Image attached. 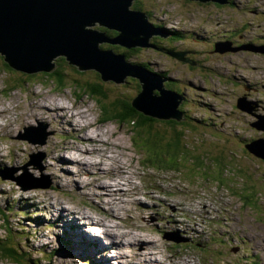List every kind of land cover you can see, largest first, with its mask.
<instances>
[{
	"label": "rangeland",
	"instance_id": "374dc122",
	"mask_svg": "<svg viewBox=\"0 0 264 264\" xmlns=\"http://www.w3.org/2000/svg\"><path fill=\"white\" fill-rule=\"evenodd\" d=\"M136 3H138V8L134 7ZM226 3L221 5L219 2H213L212 0L207 3L199 2V0H132L130 8L139 12L144 10L148 14L149 22L157 26L155 29L159 28L165 33H168L170 28L172 31H183L188 41V47L185 50V46H178L179 48L176 50L179 53H174L168 49L170 45L167 42L161 41L166 39L158 38V36L154 35L158 38V40L154 39L150 42V45L154 47H136L132 49L133 51L128 52V61L124 59L123 62L130 66H132V63L140 62V65L145 64L146 67L148 66L155 73L161 74L164 79L174 80L176 87L173 88H177V91L185 94L188 99L185 103L188 107L183 104L180 106L186 107L188 115L197 121L195 123L197 127H203L201 120H204V118L210 119V122L206 121L207 124H211L210 128L199 130L193 128L192 131H188V135H184L187 140L190 136L192 137V141H190L194 145L192 151H196V147H200V152L209 150V152L214 154L217 152L208 149L209 146L203 148V145L217 143L225 151L229 150L230 152L224 165H221L219 161H214L209 168L200 165L195 169H191L193 165L189 164L187 160H184L187 167L183 163L184 161L180 162L179 166H176L174 160H167L165 165L175 166L181 170L191 167L190 175L193 178H198L202 174L207 176L218 174L219 178L216 182L219 184L220 189L228 190L232 185L236 184L233 193L227 194L226 191H223V193L214 191L211 184L206 185L205 189H203V182L208 181L200 178V185H197L187 173H173L172 170L168 169L156 171L151 169V162L144 160V158L137 161L139 167L137 170L135 155H133L131 149L133 147V139L129 127L116 122L103 123L98 126L100 121L98 115L102 113L101 105L109 104L116 98L129 99L131 101L138 96L140 84L136 77L125 76L123 83H116L113 80L103 81L99 78L100 72L88 69L83 71V74H80L76 68L69 65L67 73H64L66 75L65 82L69 86L72 84L78 85L80 87V89L78 88L79 92L83 94V97L79 99L74 90L67 88L66 91L56 94L59 100L62 99V102H59L54 98L55 95L53 93L58 90L57 86L52 85L49 78L43 73L27 75L22 72H12V69H8L5 66V62L0 56L1 168H5V170L15 169V177L25 174L27 177L33 178L36 183L53 181L56 186L50 174L58 172L59 174L57 173L55 176L53 174L52 177L61 181L67 175L62 174L59 166V171H57L54 157L58 159L59 155H62L69 159L71 154V156L75 154L79 157L78 154L80 152L83 153V156L88 152L86 164L89 163L90 165L93 162L100 163V161H104L103 172L110 170L108 165H111V168L114 167V170H117L118 165H120L128 171V173H122L121 175L112 174L110 177L112 180L109 177H101V182L99 179L101 174L98 175L99 178L95 177V174L92 173L95 172L94 168H89L91 175L84 177V182H90L88 188L91 189L86 192L76 190L74 186L64 183L65 188L61 183H58L59 190L68 192V188H74L77 194L71 191L65 194L58 189L47 192L40 189L23 191L16 182L5 178V180L0 181V202L4 207L3 210L0 207V237L1 239L3 238L2 243L7 241L5 240L7 238L2 225L7 224L15 231V227L21 221L13 213L14 205L20 206L18 209L20 213L26 210L24 208H29V205H35L31 207V211L37 215L36 217H40L43 214L46 215L43 217L47 222L40 221L37 223L33 218L24 220L25 224L31 221L34 226L30 225L27 228L26 242L24 239L21 240L25 244V248H20L23 253L22 258L33 254L37 257L38 254L42 253L41 251L52 252L55 250L56 253H61L68 250L70 252V242L69 245H65L58 238L63 237L66 233L68 236L69 234L74 235L78 232L79 227L74 226L75 224H68L65 219L64 221L55 220L54 214L43 208L54 201L55 207L63 208L69 206L77 210H92L91 212L99 211L98 207H96L97 205L101 207L100 213L91 214L92 219L103 222H105L106 216H103L104 220L97 219V216L103 214L102 212L105 214H110L112 211L117 213L118 219L111 221L113 225L121 224L126 226L124 229L126 231L123 229L119 230L121 234L127 236L132 244L135 242V240H131L132 235L134 234L135 237L140 236L136 239L140 242H138L139 244L137 243L138 246L129 248H136L138 252L140 247L142 252L130 264H143V262L151 259L154 264H157L156 258L161 260L162 264H246L244 262L246 259L245 255L252 251L257 253V247L258 250H262L263 245H260V242L264 243V234L261 232L260 227L263 229L264 227L260 225L259 221L254 219L261 218L262 209L257 207L253 199V193L249 194L247 188L252 190L251 187H253L256 193L262 195L260 190L264 191V160L249 152L251 150H249L246 140L250 139L251 141V139H254L253 143L256 147L264 151V129L262 128L264 123L262 121V118H264V0H227ZM84 29L99 31L101 35L110 36L108 38L110 40L117 38L121 34L120 31L115 32L112 31L114 29L99 26L98 22H94V26H85ZM231 29L240 32L242 34L240 38ZM139 37L142 36L140 35ZM210 41L213 43L207 44ZM97 47L101 52L112 55L113 53L123 55L121 52L127 50V47L107 42H100ZM173 54L183 61L171 56ZM60 67H56V69ZM19 80L21 82H17ZM89 83L101 84L106 98L99 96L101 100L98 102L96 96L92 94L91 88H89ZM107 87L110 89L109 93ZM10 89H15V91L9 93ZM60 103L68 105L72 112L69 108L63 107L65 110L56 114L51 113L56 107L62 108ZM80 113L86 115L87 118L81 119L78 115ZM59 114H68L67 117H62L64 121L70 119L81 120L83 122L82 126L91 120L94 122V127L84 129L83 132L73 129L78 131V136H72L69 139L63 133L58 132L59 135L55 137L51 135L52 137H49V142H46L45 147L39 146V141L43 140L42 137H44L42 128L36 129V132L35 130L26 132L24 129L25 124H29V127L37 121L38 123L42 122V125H47L46 131L48 133L51 130L50 126L61 130L58 126L65 128L63 119L57 125V118L53 116ZM10 116L12 117L10 118ZM7 117H9L8 120L6 119ZM40 120L42 121L40 122ZM183 122H185L184 124L189 123L188 121H181V123ZM156 128L161 131V123H157ZM100 131L107 133L109 137L107 143H104L103 140L100 141L101 137H97V141L94 144L85 143L81 140L86 135L95 136L96 132ZM20 136L23 137L20 139ZM27 136L31 140L34 138L36 140L34 142L38 143L28 142ZM211 136L218 137L223 141L218 142ZM196 138H199L200 141H197ZM78 141L80 144H78ZM202 141L204 142L201 146ZM61 145H65L62 150ZM159 145L160 148L157 149V152L162 156L165 144L161 143ZM238 145L242 149H238ZM67 150L72 152H63ZM151 150H156V148ZM41 153L46 156L40 162L38 159L41 158ZM261 153L260 155L264 157V153ZM237 156L238 160L235 159ZM109 157L115 159L112 161ZM116 159L121 163L116 162ZM40 166L43 168L41 169ZM67 168L72 171L75 169L72 165H68ZM229 172H236L238 176L245 177L244 181L242 182L239 179L233 181L231 178L223 177L224 175L228 176ZM171 176H177L179 180L172 181ZM242 184L246 188L241 187L240 195L247 206L254 211V218L250 216L252 211L250 209L241 210L240 201L237 197H233V194L237 193V187ZM101 185L108 188L106 190L108 197H105L104 200L102 197L105 196L104 194L98 197L94 196L96 191L104 193V191L96 189V186L100 187ZM175 185H178L180 189H177ZM156 186L160 188H154ZM117 187H119V190L123 189L124 191L119 192L118 196H114L112 189L114 190ZM183 188L196 191L197 198L189 200L186 196L179 198L177 195L159 192L165 190L166 192L179 193L183 191ZM127 190L128 192L126 193ZM83 193L85 196H89L86 200L82 197ZM122 195L123 200L121 201L119 197L122 199ZM151 196L153 197L152 199H150ZM211 196L217 198V203L210 204L213 202ZM50 197H54V199ZM91 199L93 203H91ZM135 199L138 200L136 201ZM259 199L260 202L263 201L262 203H264V194ZM113 202L116 204H109ZM200 202L207 203L209 205L208 210L206 204H204V209L203 205H198ZM50 207L51 209L54 208L53 205H50ZM130 209L134 214L137 210L139 215L133 218ZM8 211L9 214L7 213ZM201 211H205L207 214L208 212L210 213L209 218H206L203 222L201 220V217H203ZM129 213L130 215H128ZM81 214L86 215L85 212ZM87 214L90 213L87 212ZM174 214H177V216ZM170 216L179 220L182 224L181 227H186L188 229L185 228L186 231L193 234L191 235L192 240L189 241L191 245L185 244L186 241L182 239L178 243L175 242L176 240L169 241L165 239V236L169 235L168 233L170 232V234L177 235L174 232L175 228H170V223L166 222ZM76 217V221L78 220L79 223H82L80 215L78 214ZM89 219L87 218L86 220L89 221ZM210 220L211 222H208ZM224 221L226 225L229 224V227L218 225ZM106 222L111 223L107 220ZM24 223L21 224L22 227ZM45 223L51 224V227L46 228ZM60 223L64 224L65 228H57ZM109 225L113 226L112 224ZM134 225L145 226H139L141 235L136 233L137 229ZM129 226H133L132 230L135 233ZM232 226L234 230L237 228L238 234L233 232ZM86 230H88V227H86ZM91 230L94 233H98L97 229ZM119 231L115 233L120 234ZM199 234L201 236H198ZM215 235L219 236L216 241H221L220 243L210 244L206 241V238H212ZM170 237L176 238L171 235ZM245 239L246 242L244 243ZM200 240L201 242L199 243L201 245H197ZM151 245H156L160 252L153 250L150 253L151 250H146V247ZM122 247L125 248L124 251L129 253L126 245H122ZM235 247H240L236 253L234 252L237 251L234 249ZM131 249L130 251L133 253ZM142 253L149 259L143 260ZM157 254H161V256ZM42 255L40 257H43ZM132 255L134 256V254ZM71 256V254L65 256L64 260L67 263H63L64 260L58 259L56 262L57 264H68L70 262L71 264H101L100 256L89 257L85 253L77 257ZM56 257H58L57 254L55 255ZM256 257L260 259L259 254ZM124 260L123 262H117L116 260V262L114 261L111 264H125L126 260ZM0 264L12 263L0 256ZM251 264H264V257L260 260H254Z\"/></svg>",
	"mask_w": 264,
	"mask_h": 264
},
{
	"label": "water",
	"instance_id": "95a60500",
	"mask_svg": "<svg viewBox=\"0 0 264 264\" xmlns=\"http://www.w3.org/2000/svg\"><path fill=\"white\" fill-rule=\"evenodd\" d=\"M206 1L209 2L199 0ZM212 1L227 4V0ZM131 3L132 0H0V55L11 68L27 74L52 72L56 59L65 57L81 71L97 70L104 81L123 83L125 76H135L142 87L132 102L135 109L154 118H179V103L172 98L181 99L180 95L170 91L154 95L145 74L135 73L136 69L123 62V55L101 52L97 47L100 42L127 48L151 46L148 40L155 32L149 29L143 13L130 8ZM94 22L121 34L110 40L99 31L84 29L94 26ZM157 31L156 36L165 39L166 33ZM263 126L264 123V129ZM260 151L253 152L260 156L264 153ZM11 179L24 190L49 186L27 185V179H31L25 174Z\"/></svg>",
	"mask_w": 264,
	"mask_h": 264
},
{
	"label": "trees",
	"instance_id": "16d2710c",
	"mask_svg": "<svg viewBox=\"0 0 264 264\" xmlns=\"http://www.w3.org/2000/svg\"><path fill=\"white\" fill-rule=\"evenodd\" d=\"M134 7L138 8V3H136ZM132 49L127 48L126 51H122L121 53H123L127 57L128 52L133 51ZM5 66L8 67V69H12V72L16 71L13 68H11L7 63H5ZM59 66L61 67L57 68L53 73L49 75L45 74V76L49 78V81L57 82L58 86H63L66 81V75L64 73L65 72L67 73V67L69 66V64L66 62L64 58H60L57 60V67ZM77 72L80 74H83L82 72L78 70ZM99 78L101 79L100 76ZM85 87H84V90H85ZM89 88H91L90 90L92 94L96 96V100L98 102L99 100H101L99 96H101L102 98H106V94L104 93V90L101 84L99 83L90 84L89 83ZM13 91L14 89H10L9 93ZM180 110L184 112L186 120L190 123L193 120V118L187 115L189 114L188 110L182 107L180 108ZM102 112H103V118L105 121L112 120V121L119 122L121 124H125L129 127V129L131 130L134 136L135 144L143 149L147 148V151H148L147 161L151 162L152 168L156 167L155 164L157 165L160 164V167H168V165H164V166L162 165V164H167L166 163L167 160H174L176 162V166L177 165L179 166L181 164L180 162L187 160L188 163H193L194 165H203L206 167L207 159H210L212 162L214 161L220 162L221 158L224 155H227L225 153L224 148L219 144H217L218 146L216 145L217 148L216 146L214 147V146L205 145V146H209L208 149L214 152H217L214 154L213 153L209 154V150L206 152H200L199 150L200 147H196V151H192V148L194 147L193 143L190 142L192 141V137L190 136L188 140L185 139L184 137V135L187 134L188 131L193 130L191 127L188 126V123L184 124L185 122L181 123L180 121H177L174 119L167 120V121H159L156 118L145 116L142 113L138 112L133 107L132 100L130 101L129 99L116 98L110 104H105L104 107H102ZM157 123H161L162 125L161 131H159L156 128ZM213 138H215L216 140H220V138H216V137H213ZM161 143L165 144V147L162 152V156H160L159 153L157 152V149L160 148L159 144ZM152 148H156V150H151ZM216 149L217 151H215ZM183 163L186 165L185 161ZM172 167L178 168L175 166H172ZM6 238L7 239L5 240L7 241L10 239L8 234L6 235ZM2 241H3V238L0 239V256L2 258L6 259L9 263H12V264L13 263L14 264H31L29 260L30 258L29 259L25 258L24 263L20 261V257H18L20 253H18L17 249L14 246H11L10 244H8L7 241H4L3 243ZM43 254L49 255L46 253H43ZM40 256L41 254L37 255V257H40ZM51 256L49 257L52 258ZM40 259H42V257H40ZM35 263L40 264L39 261H35Z\"/></svg>",
	"mask_w": 264,
	"mask_h": 264
},
{
	"label": "bare ground",
	"instance_id": "6f19581e",
	"mask_svg": "<svg viewBox=\"0 0 264 264\" xmlns=\"http://www.w3.org/2000/svg\"><path fill=\"white\" fill-rule=\"evenodd\" d=\"M158 38H161L160 36H158ZM202 40V39H201ZM57 102V101H56ZM60 106H62V108L61 107H56L54 110H52L51 111V113H53V114H56L57 112H59V111H63V110H65L64 108H69V110L72 112V109L70 108V107H68V105H63V104H61L60 103ZM64 107V108H63ZM79 115V117L81 118V119H84V118H87V116L86 115H83L82 113H80V114H78ZM24 117V116H23ZM65 122H67V124H70V125H72V127H73V129H77L78 131H80V132H83L84 131V129H89V128H92V127H94V122H92L91 120L90 121H88L84 126H82L83 125V122L81 121V120H73V119H70V120H68V121H65ZM74 124V125H73ZM52 126H53V123H52ZM65 127V126H64ZM61 128H63V127H61ZM52 129H54V130H56V132H61V130H59V129H57V128H55L54 126H53V128ZM31 130H34V129H31ZM78 131H72L70 134H67L69 137H72V136H78ZM36 132V131H35ZM39 132V131H38ZM105 136H107V137H105ZM28 137V136H27ZM97 137H101V139H100V141L101 140H103L104 141V143H107V140L109 139V137H108V135H107V133L105 132V131H100V132H96V134H95V136H92V135H86V137H84V138H82L81 140L83 141V142H87V143H92V144H94L96 141H97ZM103 137H105L106 139H104ZM34 141H36V140H34V138H33V140H31V142L32 143H34V144H37L38 142H34ZM114 143H116V141H114ZM46 144V143H45ZM44 144V145H45ZM65 145H67V144H65ZM65 145H61V150L63 149V147L65 146ZM263 145V144H262ZM38 146V145H37ZM39 146H41V144L39 143ZM67 151H69V150H67ZM64 152V151H63ZM69 152H72V151H69ZM77 153V152H76ZM85 153V152H84ZM88 152H86V155L85 156H83V153H79L78 155H79V157L77 156V155H75V154H73V156H71L70 157V160H67V159H65L62 155H59V157H58V159L56 158V157H54V160H55V163L57 164V171H59V168L61 169V172H62V167H61V162H70V163H73V164H75V166H76V168H77V171H75L74 173H69L68 172V174H66L67 175V177H69V179L67 180V182H66V184H68L69 186H74V188L76 189V190H81V191H84V192H86V191H88V190H90L88 187H89V185H90V182H84L85 180H84V177H86V176H89V175H91V172H89V168H94V170H95V172H92L93 174H95V177H98V175L99 174H101V176H100V180H101V182H102V179H101V177H111V175L112 174H116V175H121L122 173H128V171L127 170H125L122 166H120V165H118V169L117 170H114V167L113 168H111V165H108V167H110V170L108 169V170H106L105 172H103V170H102V168H103V164H105L104 163V161H100V163H97V162H93L92 164H90L89 165V163H87L86 164V162H87V158H86V156L88 155L87 154ZM83 156V157H82ZM109 159L110 160H114L115 158H112V157H109ZM99 161V160H98ZM116 162H120L119 160H117L116 159ZM121 163V162H120ZM124 164H125V162H124ZM58 166H59V168H58ZM107 167V166H106ZM52 170H54V169H52ZM110 171V172H109ZM58 173V172H57ZM57 173H55V172H53V174H54V176L57 174ZM52 174V175H53ZM59 174V173H58ZM62 174H63V172H62ZM103 175V176H102ZM53 179H55V181H56V183H61V185L63 186V187H65L64 186V184L61 182V180H58V179H56L55 177H53ZM66 188V187H65ZM119 187H117V188H115L114 190L112 189V194L114 193V196H118L117 194L120 192H122V191H124L123 189H121V190H119L118 189ZM96 189H98V190H100V191H104V193H101V192H98V191H96V192H94V196L95 197H98V196H101V195H105V196H102L103 197V200L105 199V197H108V194L106 193V190H108V188H106L104 185H101L100 187H97L96 186ZM111 189V188H110ZM110 189H109V191H110ZM116 189H118V190H116ZM61 192H66V191H63V190H60ZM108 192V191H107ZM128 192V190L126 191V193ZM67 193V192H66ZM136 194H139V193H136ZM89 195H91L90 193H89ZM93 195V194H92ZM140 195V194H139ZM82 197L86 200L89 196H85L84 195V193H83V195H82ZM51 199H54V197H50ZM122 199H120V197H119V200H123V195H122V197H121ZM116 199V198H115ZM117 200H118V198H117ZM136 201L138 200V199H135ZM93 200L91 199V202H92ZM135 201V202H136ZM169 201V200H168ZM45 202V201H44ZM108 202V201H107ZM106 202V203H107ZM118 202V201H117ZM182 202V201H181ZM108 204V203H107ZM109 204H111V205H113V204H116V203H109ZM118 204V203H117ZM180 204V203H179ZM204 204H206L207 205V203H205V202H203V203H198V205H203V209H204ZM50 205L52 206H54V208H55V203H54V201H52L50 204H49V206H45V208L47 209V210H49V209H51V207H50ZM66 207V206H65ZM65 207H63V208H61L60 210H59V215L58 216H56L55 218L56 219H61L62 221H64V216H63V211L64 210H66V208ZM71 210L69 211V214H68V216H74V218H73V220L70 222V221H67L68 222V224H78V222L76 221V214H79L80 216H81V218H85V219H87V218H90L89 219V221H88V223H82V224H78L79 226H80V231L79 232H77V233H75L74 234V238H71V240H72V243H71V247H70V252L67 250V253H66V255L67 254H71L72 256L71 257H77V256H79V255H81V254H83V253H85V254H87V256H89V257H93V256H95L97 253H102V252H104L105 250H108V249H113V248H117V247H120L123 243H124V241L128 238L127 236H125V235H123V234H121V232L119 231L120 229H125L126 228V226H123V225H121V224H119V225H113V222L112 221H115V220H117L118 219V214L117 213H115L114 211H112V212H110V214L109 213H104V212H102L103 214H99L100 216H97V219H103V216H106V218H105V222H103V221H101V220H94V219H92V215L91 214H98V213H100V210H101V207H98V209H99V211H97V212H95V211H93V212H91V211H89V210H77V209H74V208H72V207H69ZM155 208V207H154ZM207 208H208V205H207ZM142 209V208H141ZM154 210V209H153ZM208 210V209H207ZM132 210L130 209V212H131ZM82 212H85L86 213V215H84V214H81ZM87 212L88 213H90V214H87ZM158 212V211H157ZM107 214H108V216H107ZM132 216V215H131ZM59 217V218H58ZM79 218V217H78ZM133 218H134V216H133ZM106 220L108 221V222H111V223H107L106 222ZM112 220V221H111ZM109 224H112L113 226H111V225H109ZM62 225H64V224H62ZM67 225V224H66ZM86 225H88V226H91L92 227V229H97L98 231H99V234H94V233H92V235H87V233L85 232V230H84V227L86 226ZM175 226H177V224L175 223V225L173 226V227H175ZM132 227L133 226H129V228L132 230ZM134 227H136V229H137V231H136V233H139L140 234V230H139V226H137V225H134ZM128 228V229H129ZM186 228V227H185ZM202 228V227H201ZM187 229V228H186ZM188 230V229H187ZM203 230V229H202ZM72 231V230H71ZM117 231H119V233L120 234H117V233H115V232H117ZM124 231H126V230H124ZM133 231V230H132ZM235 231V230H234ZM69 232V231H68ZM96 232V231H95ZM133 233H135L134 231H133ZM141 235V234H140ZM138 237H140V236H137V237H135V235L133 234L132 235V237H131V240H135V242H134V244H132L131 243V248L132 247H136V246H138V244L140 243L139 241H137L136 239L138 238ZM111 238V239H110ZM129 239V238H128ZM213 240H215V238H213V239H211V241L213 242ZM129 241H130V239H129ZM137 242H139L138 244H137ZM127 246V245H126ZM54 247V246H53ZM52 248V247H51ZM63 248V247H62ZM130 248V249H131ZM138 248V247H137ZM64 249V248H63ZM127 250V249H126ZM132 251H133V253L131 252V254H134V258L135 259H137L138 257H139V253L141 252V249H139V251L137 252L136 251V248H133V249H131ZM146 250H151V252L153 251V250H157L158 252H160V249L159 248H157V246L156 245H151L150 247H146ZM125 252L126 251H123V252H121L120 254H121V256H119V258H122V257H124V255H125ZM116 253V252H115ZM142 254H144V253H142ZM58 255V257H60L61 255H63L62 253L59 255V254H57ZM157 255H160L161 256V254H157ZM48 256H51V254H49ZM142 256V255H141ZM144 256H145V254H144ZM65 257V256H64ZM57 259L58 260H64V259H60V258H55V257H53V260H54V262H55V264H57ZM88 259V258H87ZM73 260V259H72ZM78 260V259H77ZM70 261V260H69ZM99 261V260H98ZM125 261V260H124ZM64 262L65 263H67L65 260H64ZM63 262V263H64ZM100 262H101V264H107L109 261L108 260H105V259H103L102 257L100 258ZM76 263V262H75ZM86 263V262H85ZM158 263H160L159 261H158ZM157 263V264H158ZM59 264H61V263H59ZM68 264H71V262L70 263H68ZM143 264H154L153 262H152V259L151 260H149V261H146V262H143Z\"/></svg>",
	"mask_w": 264,
	"mask_h": 264
}]
</instances>
